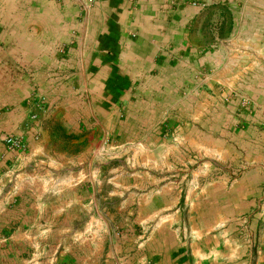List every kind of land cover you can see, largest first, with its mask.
<instances>
[{"label": "crops", "instance_id": "0c3cea01", "mask_svg": "<svg viewBox=\"0 0 264 264\" xmlns=\"http://www.w3.org/2000/svg\"><path fill=\"white\" fill-rule=\"evenodd\" d=\"M241 99L262 135L248 165L232 181L151 187L162 233L125 246L110 239L109 252L90 240L82 264H264V0H0V129L27 144L2 164L34 185L19 197L47 190L42 171L65 170L58 179L89 195L91 224H101L103 149L149 156L173 139L193 145L179 134L203 127L204 115L219 129Z\"/></svg>", "mask_w": 264, "mask_h": 264}, {"label": "rangeland", "instance_id": "374dc122", "mask_svg": "<svg viewBox=\"0 0 264 264\" xmlns=\"http://www.w3.org/2000/svg\"><path fill=\"white\" fill-rule=\"evenodd\" d=\"M228 102L227 96L220 100V104ZM250 106L248 99H241L234 118L220 114L219 129H210L214 115L211 119L204 115L203 127L196 125V129L179 134L180 137H186V134L195 136L192 137L195 144H190L189 139H173L170 147L160 152L163 154L154 152L148 156L141 147L108 145L103 149L99 167L106 180L101 224H91V218L98 215L83 201L89 195L82 192L74 195L70 186L73 181L58 179L66 173L65 170L42 171L43 188L47 190L36 195L24 192L19 197L20 187L29 191L34 185L19 180L16 172L8 174L2 157L4 152L25 151L27 144L23 138V148L8 149L2 135L23 136L0 129V148L3 150L0 152V264H82L89 241L94 240L98 246V237H101V245L105 241L108 252L113 238L122 246L130 237L140 242L152 240L154 233H162V227L155 225L152 217L151 187L169 180L171 184L192 188L211 177L232 181L248 165L244 157L259 152L262 138L259 118L247 115ZM244 111L247 114L243 115ZM232 121L234 126L230 128ZM248 122L250 128H247ZM162 171L169 172L170 178L154 177ZM19 198L26 203L16 204ZM178 200V195H171L172 203L183 202V199ZM106 259V264H116L114 257Z\"/></svg>", "mask_w": 264, "mask_h": 264}, {"label": "built area", "instance_id": "2783aa9c", "mask_svg": "<svg viewBox=\"0 0 264 264\" xmlns=\"http://www.w3.org/2000/svg\"><path fill=\"white\" fill-rule=\"evenodd\" d=\"M35 114H31L30 118H34ZM1 139L5 142L8 149H21L24 146L23 137L14 136L11 134L2 135Z\"/></svg>", "mask_w": 264, "mask_h": 264}]
</instances>
